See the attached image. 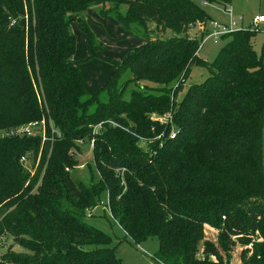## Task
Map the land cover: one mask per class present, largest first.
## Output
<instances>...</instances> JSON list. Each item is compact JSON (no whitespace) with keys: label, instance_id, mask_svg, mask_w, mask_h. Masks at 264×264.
<instances>
[{"label":"trees","instance_id":"16d2710c","mask_svg":"<svg viewBox=\"0 0 264 264\" xmlns=\"http://www.w3.org/2000/svg\"><path fill=\"white\" fill-rule=\"evenodd\" d=\"M90 8L144 44L120 60L106 58ZM209 19L194 0H0V132L42 121L46 135H0V246L11 238L23 249L3 251L0 264H121L111 236L85 221L103 195L134 243L158 240L156 264H228L236 242L251 245L250 255L241 251L244 264H264L259 29L222 35L227 41L209 60L198 54L204 33L188 34ZM74 26L85 35L84 59L114 66L92 90L74 59ZM193 66L209 75L178 99ZM130 81L135 88L124 98ZM86 138L99 176L87 183L69 174L72 150ZM205 225L220 230L218 247L204 240L200 258Z\"/></svg>","mask_w":264,"mask_h":264},{"label":"rangeland","instance_id":"374dc122","mask_svg":"<svg viewBox=\"0 0 264 264\" xmlns=\"http://www.w3.org/2000/svg\"><path fill=\"white\" fill-rule=\"evenodd\" d=\"M196 3L200 4L204 10L207 12V14L212 19H218L221 21H228V15L227 13H231L235 18L238 16H242L244 23L243 26L249 25V21L254 17L255 12L259 8H262L264 11V0H232L231 4L229 6L224 7L222 4L219 3H203L201 0H194ZM97 11V9H95ZM88 16L89 22L91 19V14L86 12ZM92 20V19H91ZM201 23H196L194 27H196L192 32L191 29H189L188 34L192 36L196 33V36L199 34V29L202 25ZM95 25V24H94ZM92 26V25H91ZM76 26L73 27V32L76 35V51L74 54V59L79 61V67L82 68L83 71V77H85V83L86 87H90L89 90H92L96 87H99L103 84L105 79L109 76V72H105L106 68L108 66L113 67L112 61H104L101 59L93 58L91 60L84 59L86 57L87 51H86V40L85 35L79 30L78 27L74 29ZM257 29H260L259 26L255 27ZM193 33V34H192ZM158 33H155L154 35H157ZM153 35V36H154ZM159 35V34H158ZM96 36V35H95ZM195 36V35H194ZM97 37V36H96ZM100 41H102L100 38H98ZM228 38H222L219 39V42L214 43L211 39L207 40L203 43L202 47L199 49V56L205 59H213L216 55L218 49L227 41ZM103 42V41H102ZM104 46L103 49L106 47L105 42H103ZM254 49L258 53H263L264 55V33L258 32L255 34L254 37ZM132 50V49H131ZM84 59V60H83ZM83 60V61H81ZM116 60V59H114ZM81 71V72H82ZM105 73L101 79V81L94 82L97 80L95 79V76L97 74ZM209 75V70L204 66H193L187 76V78L184 81V86L181 92L178 94V99L182 97L183 92L187 89V87L194 83H199L203 81L207 76ZM130 77L129 71H126V73L123 75L122 79L126 80ZM99 80V79H98ZM135 88L133 82H128L126 84L125 90H124V98H129V94L131 89ZM139 89V88H138ZM143 90V89H141ZM89 94H85L82 99L88 98ZM108 98L106 91H101L99 94V100L100 101H106ZM96 105V102H90L88 103L87 111L91 112L94 110ZM169 114H165L164 116H159V119L162 120L164 117H169ZM163 121V120H162ZM28 124H32V133L34 135H40L41 139L43 138V127L44 123L42 121H32ZM25 125V124H22ZM100 127V124H97L94 126V130H97ZM8 130V129H7ZM7 130H2L0 132V135H6ZM52 128L51 133L56 132L53 131ZM56 131V130H55ZM58 132V131H57ZM163 133L161 132L157 136H154L151 140L150 138H140V145L148 146L152 141L155 140V138H158V136H161ZM33 135V136H34ZM46 139V135H45ZM90 139L86 138L82 139V143L76 142L77 146H79V149H73L72 154L75 160L77 161V164L69 168V174L74 179H80L84 182H89L90 178H92L93 181H97L99 176L96 168L94 167L92 163V147L89 144ZM39 159V158H38ZM21 162V161H20ZM88 163H90V168L88 166ZM23 167H25V163H21ZM103 204L97 205L92 210V216L85 217V221L101 230L106 232L111 236V243L110 246L115 248L116 255L119 257L121 264H156L154 255L158 248V240L156 238H150L145 242H142L140 244L134 243V241L125 234L124 230L121 228V226L117 223L116 220H114L111 216L110 209L105 206L106 204V195H103ZM220 230L210 227L209 225H205L203 227L202 233H203V239L213 241L217 247V237ZM233 240V238H231ZM248 251L246 256L250 255L251 251V245H244L241 242H236L235 245L232 247L230 259L228 260V264H244L241 258V251L244 249H247ZM13 249L16 251H22L23 249L14 243V241L11 238H6V240L3 241L2 245L0 246V253L7 249ZM220 250V249H219ZM199 251V248H198ZM197 251V252H198ZM221 255L224 257V252L220 250ZM200 254V253H197ZM238 256V257H237ZM199 257V256H198ZM203 257V254L200 256V258ZM209 257H215L214 254L210 253Z\"/></svg>","mask_w":264,"mask_h":264},{"label":"crops","instance_id":"0c3cea01","mask_svg":"<svg viewBox=\"0 0 264 264\" xmlns=\"http://www.w3.org/2000/svg\"><path fill=\"white\" fill-rule=\"evenodd\" d=\"M231 2H232V0H231ZM231 2H230V4H231ZM87 12L89 13L88 15L91 14L90 16L92 19V20L90 19L91 22H89L90 28L92 29L93 33L97 36V38H100L106 44V47L102 51V54L106 58L120 60L123 56L127 55L128 53H130L133 50L140 48L144 44V40L140 37L133 36V35L123 36L124 31H123L121 25L117 21H115L113 18H111V17L101 18L98 15V12L92 8L88 9ZM262 13H264V11L262 10V8H259L257 10V12H255L254 16L258 15V14H262ZM227 15H228V13H227ZM228 19H229V15H228ZM252 19H251V21H249V25H247V26H251ZM216 20H218V19H216ZM219 21H221V20H219ZM223 22H226V21H223ZM243 23H244V20L242 17V23L241 24L243 25ZM259 27H260V29L258 32L262 31L264 33V24H260ZM195 28L196 27H193L191 29V32ZM258 32H256V33H258ZM199 34H200V32H199ZM194 35L196 36V33L193 34L192 36H194ZM113 68H114V66L113 67L108 66V68H106L105 72L110 73ZM81 71H82V68H81ZM82 74H83V71H82ZM104 75H106L104 72L103 73L99 72V74H97L95 76V79H94L97 81H94V82L99 83V81H101V79ZM84 79H85V77H84ZM198 248H199V251L197 253H200V254H197V257L198 256L200 257L202 255V249H203V242L202 241L199 243Z\"/></svg>","mask_w":264,"mask_h":264},{"label":"built area","instance_id":"2783aa9c","mask_svg":"<svg viewBox=\"0 0 264 264\" xmlns=\"http://www.w3.org/2000/svg\"><path fill=\"white\" fill-rule=\"evenodd\" d=\"M228 15H229V19L226 22L219 21V20H216V19H209L206 23H201L200 24L202 26L200 27L199 31L202 34L204 33L201 44H203L205 41L210 40V39L214 43H217L222 35L229 34L232 31L237 30V29H239L241 27L255 28V27L259 26L260 24H264V13L255 15L253 17V19H252L251 26H243L241 24L242 23V17L241 16H238V17L235 18L231 13H228ZM255 29H257V28H255ZM31 127H32V124L19 125V126L11 128L7 132V134L8 135H12V136H19V137L33 136L34 134L32 133V128ZM53 131L56 132L57 135H59V132H57L55 130H53ZM42 136H43L42 140L45 139L44 127H43ZM77 142L82 143V139H78ZM89 144L93 148L92 139L90 140ZM20 161H21V163L22 162L25 163V167L24 168H26L32 174L33 168L31 167V164H30V161H29L27 155L21 156ZM103 203L104 202L101 201L100 204H103ZM105 206L107 208H109V206L107 204H105ZM94 208H92L91 210L87 211L86 217L92 216V210ZM224 218H225V216L223 215L222 219H224Z\"/></svg>","mask_w":264,"mask_h":264},{"label":"water","instance_id":"95a60500","mask_svg":"<svg viewBox=\"0 0 264 264\" xmlns=\"http://www.w3.org/2000/svg\"><path fill=\"white\" fill-rule=\"evenodd\" d=\"M261 152H262V169L264 173V121L261 128Z\"/></svg>","mask_w":264,"mask_h":264}]
</instances>
